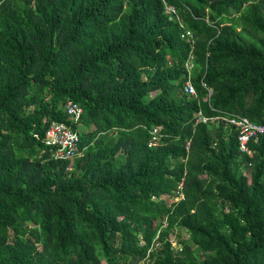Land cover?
Here are the masks:
<instances>
[{
	"label": "trees",
	"instance_id": "1",
	"mask_svg": "<svg viewBox=\"0 0 264 264\" xmlns=\"http://www.w3.org/2000/svg\"><path fill=\"white\" fill-rule=\"evenodd\" d=\"M197 109L264 124V0H0V264H264V137Z\"/></svg>",
	"mask_w": 264,
	"mask_h": 264
},
{
	"label": "built area",
	"instance_id": "2",
	"mask_svg": "<svg viewBox=\"0 0 264 264\" xmlns=\"http://www.w3.org/2000/svg\"><path fill=\"white\" fill-rule=\"evenodd\" d=\"M165 11L172 13L174 8L172 5H165ZM186 36H190L188 31L185 32ZM193 87L191 83L186 80L184 82V92L193 94ZM65 113L72 119H76L81 114V107L74 101H67L64 104ZM221 120L226 124L231 125L236 131V140L238 150L250 156V150L247 147V141L250 138L257 136L264 137V124L250 121L248 118L236 114H218L212 117H204L198 111L196 121H217ZM153 127L151 133L156 132ZM154 139V136H151ZM42 141L45 145L51 148L50 156L54 159H67L71 160L73 157L80 155L78 151V138L72 129L64 122L50 121L42 135Z\"/></svg>",
	"mask_w": 264,
	"mask_h": 264
},
{
	"label": "clouds",
	"instance_id": "3",
	"mask_svg": "<svg viewBox=\"0 0 264 264\" xmlns=\"http://www.w3.org/2000/svg\"><path fill=\"white\" fill-rule=\"evenodd\" d=\"M168 5H170V4H168ZM185 38H186V39L189 38V39H190V42L192 43L193 39H192V37H191V34H190V36H186V34H185ZM190 56H191V55H190ZM190 56H189V59L187 58L188 60H186V62H184V66H183V67H184V70H186V69H185V66L188 67L189 61L191 60V59H190ZM191 62H192V60H191ZM192 64H193V63H192ZM188 70H189V68H188ZM188 70H187V71H188ZM190 77H191V75L186 76L185 81L188 80V81L191 83V81H190ZM185 81H184V82H185ZM200 83H201V85L206 86L205 83H204L203 81H200ZM191 85H192V84H191ZM192 87H193V86H192ZM193 90H194V88H193ZM210 90H211V89H210ZM183 91H184V90H183ZM194 92H195V91H193V94H188V93L184 92V94H185V95H188V96H195V93H194ZM198 111H199L200 114H201L202 116H204V117H212V116L217 115V114H215V115H211V116H205V115L202 114L201 110L198 109L197 111H195V112L193 113V116H194L193 122H194V123L199 122V121H196V117H197V113H198ZM236 115H239V114H236ZM241 116H243V115H241ZM244 117H246V116H244ZM246 118H247V117H246ZM217 121H218V120H217ZM217 121H206V122H215V123H216ZM200 122H201V121H200ZM223 124H224V125H229V124H226V123H224V122H223ZM230 126H231V125H230ZM155 128L157 129V127H155ZM150 143H151V142H150ZM150 143H149V144H150ZM187 145H188V142L185 144V147H186V148H187ZM244 154H245V153H244ZM80 155H81V154H80ZM80 155H78V156H80ZM247 156H249V155H247ZM71 160H72V159H71ZM71 160H68V161H71ZM247 166H248V165H247ZM178 198H180V194H179ZM175 199H177V198L175 197Z\"/></svg>",
	"mask_w": 264,
	"mask_h": 264
},
{
	"label": "crops",
	"instance_id": "4",
	"mask_svg": "<svg viewBox=\"0 0 264 264\" xmlns=\"http://www.w3.org/2000/svg\"><path fill=\"white\" fill-rule=\"evenodd\" d=\"M192 58V56H190V59ZM193 62H191V60L189 61V64H188V67L187 66H185V69L186 70H184L183 71V82H182V84H181V89H182V92L184 93V81H185V78H186V76H188V75H191L192 73H193V71L195 70L194 69V64H192ZM188 68H189V70H188ZM188 70V71H187ZM201 81H203V80H201ZM204 82V81H203ZM192 84V83H191ZM206 85V84H205ZM192 86H193V84H192ZM205 90H206V94H205V98L207 99L209 96H210V93H211V90H210V88L209 87H207V86H204V85H201ZM194 88V87H193ZM198 110V109H197ZM196 110V111H197ZM187 143V141L185 142V144ZM246 169H248V167H245V170ZM244 170V171H245ZM246 172V171H245ZM247 172L249 173V169L247 170ZM175 199V198H174Z\"/></svg>",
	"mask_w": 264,
	"mask_h": 264
},
{
	"label": "rangeland",
	"instance_id": "5",
	"mask_svg": "<svg viewBox=\"0 0 264 264\" xmlns=\"http://www.w3.org/2000/svg\"><path fill=\"white\" fill-rule=\"evenodd\" d=\"M247 170L248 169H246V175H248V172H247ZM170 200V199H169ZM179 232H177L182 238H186L187 237V235H186V233H185V231L183 230V229H179L178 230ZM170 237L172 238V235H170ZM175 239L176 238H172V242H171V244L172 245H175V243L177 242V241H175ZM177 240V239H176ZM175 242V243H174Z\"/></svg>",
	"mask_w": 264,
	"mask_h": 264
}]
</instances>
